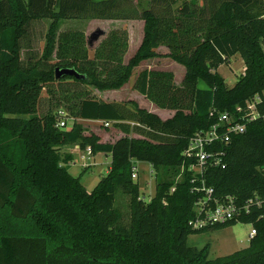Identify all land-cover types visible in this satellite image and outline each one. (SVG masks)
Listing matches in <instances>:
<instances>
[{
	"label": "trees",
	"instance_id": "obj_1",
	"mask_svg": "<svg viewBox=\"0 0 264 264\" xmlns=\"http://www.w3.org/2000/svg\"><path fill=\"white\" fill-rule=\"evenodd\" d=\"M117 1L0 0V264H264V0H208L209 8L206 0L190 1L177 14L142 8L137 16ZM42 18L50 22L41 59L54 53V66H21L23 25ZM79 18L140 19L139 45L124 63L126 31L112 29L89 57L81 32L55 33L60 21ZM159 45L167 51L157 52ZM235 53L243 70L228 87L216 69ZM156 56L183 67L180 84L172 82L170 71L142 69L132 88L157 107L174 110L166 119L134 101L105 102L80 90L67 107L74 116L110 121L124 133L101 143L94 134H84L79 123L60 129L55 113H34L47 83L70 79L97 90L115 89L139 61ZM54 67H71L85 78H54ZM255 96L258 116L245 123L243 132L230 134L225 145H214L225 152L224 167H206L202 177L215 197L230 195L242 203L256 196L260 204L237 220L193 230L187 222L199 194L190 191L187 166L193 159L182 151L189 137L216 122L219 113L232 112ZM130 131L139 137L127 136ZM63 144L109 154L106 174L89 191L60 164L70 159L57 151ZM133 161L148 163L155 176L160 170L167 174L146 201L130 177ZM116 187L128 196L125 225L117 223L113 207ZM236 222L254 228L244 248L210 260L207 245L193 249L186 244L188 234Z\"/></svg>",
	"mask_w": 264,
	"mask_h": 264
},
{
	"label": "rangeland",
	"instance_id": "obj_2",
	"mask_svg": "<svg viewBox=\"0 0 264 264\" xmlns=\"http://www.w3.org/2000/svg\"><path fill=\"white\" fill-rule=\"evenodd\" d=\"M190 1L197 5L202 3V0H174L173 2H169V0H154V3H150L146 0H127L128 5H126L125 1L121 0L117 1V6L123 3V8L132 11L135 16L138 15L142 8H151L155 13L159 14H164L165 10L172 14H177L180 6ZM207 1L208 0H206L205 3L207 8H209V5L211 4ZM214 1L216 2L218 0ZM140 21L142 20L134 18L64 19L58 23L55 33L58 35L64 31L81 32V43L83 47L86 48L87 55L91 57L93 48L99 45L110 30L124 29L127 34V47L121 57L122 61L125 63L128 58L132 56L139 45V37L141 35ZM49 22V19L42 18L30 20L23 25V33L18 39L19 62L21 66L36 64L38 68L44 69L54 66V53H52L46 61L41 59L42 49L44 46V36ZM156 50L159 53L167 51L166 47L162 45H159ZM262 50L264 51V42L262 43ZM142 69L170 71L173 75L172 82L175 85L180 84L184 71L180 64L172 61L170 58L156 56L139 61L132 68L131 74L125 83L115 89L97 90L91 86L75 83L70 79L60 81V83H47L39 92L34 113L41 116L46 112L54 114L56 110L61 109L66 112L67 116L65 118V126L60 129H68L72 122H76L82 126L84 134L91 133L97 137L98 142L111 143L117 137L123 135L121 134L122 131H119V127L113 125L112 122L109 123V126H104L103 124L101 125L96 122L79 119L72 114L73 112H70V110L67 109L69 102L71 98L76 97V92L85 89L86 96L88 97H93L98 100L101 98L114 99L119 101L118 103H127L131 99L130 92L132 90L136 91L132 88L133 81L137 73ZM242 70L243 62L239 55L235 53L228 59L227 62L220 64L216 71L221 77H223L225 84L228 87H231L237 77H239L242 73ZM198 85H202V83L198 82ZM142 100L144 102L148 101L144 96ZM139 101L143 106L146 105L145 103L143 104L141 100ZM130 135H133V133L129 132L127 134V136ZM57 151L61 156H65L67 154L70 156L67 164L61 162L60 164L67 167V172L70 175L79 178L80 184L86 191H89L98 179L104 176L107 172L110 162V157L107 153L98 152L95 154H87L85 148L79 149L77 144L60 145L57 148ZM133 166L136 167L137 175L136 179L132 180L137 184L139 198L146 201L153 195L155 184L159 178H166V171L160 170L159 173L161 176L159 177L158 175L155 176V171L150 165L147 166V163L145 162L133 161ZM181 171L182 168H180L179 172L174 175V181H178ZM113 207L119 214L117 223L120 225L127 224L129 220L128 196L124 194L119 187H116L114 191ZM250 229L251 225L249 223L236 222L235 224L225 228L207 229L200 233L188 234L186 237V244L193 249H200L204 245H207L206 258L212 260L245 247L248 244V232Z\"/></svg>",
	"mask_w": 264,
	"mask_h": 264
},
{
	"label": "built area",
	"instance_id": "obj_3",
	"mask_svg": "<svg viewBox=\"0 0 264 264\" xmlns=\"http://www.w3.org/2000/svg\"><path fill=\"white\" fill-rule=\"evenodd\" d=\"M258 97L255 96L245 101L243 105H237L232 112L224 111L217 115V120L206 129L197 130L189 137L182 155L192 158L193 163L187 166V170L191 171L189 183L190 191L198 193L192 205L193 216L187 222L193 230H198L213 224L223 223L228 220H237L242 214L248 213L250 206H259V199L249 197L242 203H238L235 199L226 195L223 197H215L211 186H207L202 177L206 167H224V150L214 149L217 143L224 145L228 141L230 134L241 133L244 125L258 116L255 110V102ZM66 112L58 109L55 111V126L62 128L65 126ZM110 121H101V124L108 126ZM85 151L89 154L88 147ZM137 170L135 166L131 167V179H136ZM174 186L169 188V192L173 191ZM254 228L248 232V238L254 235Z\"/></svg>",
	"mask_w": 264,
	"mask_h": 264
},
{
	"label": "crops",
	"instance_id": "obj_4",
	"mask_svg": "<svg viewBox=\"0 0 264 264\" xmlns=\"http://www.w3.org/2000/svg\"><path fill=\"white\" fill-rule=\"evenodd\" d=\"M140 23H141V35H140V37H139V41H140V39H141V36H142V21H140ZM157 51V50H156ZM218 68V67H217ZM217 70V69H216ZM126 85V84H125ZM114 91V90H113ZM104 93V92H103ZM131 93V99L130 100H133L134 102H136L137 103V105H138V107L139 108H143V109H145L146 111H148V112H151V113H153V114H155V115H157L160 119H166V118H168V117H170L172 114H173V111L171 110V109H166V108H159V107H157L156 105H154L153 103H151V102H149V101H146V102H144L142 99H143V95H141L140 93H138L137 91H131L130 92ZM138 98V99H137ZM142 98V99H141ZM99 100H101V101H105V102H119V101H116V100H114V99H99ZM139 100H141L142 102H143V104L145 103L146 105H142L141 103H140V101ZM82 120H84V121H92V122H96V123H98V124H101V121L102 120H90V119H82ZM131 124V123H130ZM102 125V124H101ZM109 126V125H108ZM120 132H121V130H119ZM86 132V131H85ZM130 133H133V135H130V136H132V137H139V135L138 134H136L135 132H133V131H130ZM121 134H123L124 135V133H122L121 132ZM136 134V135H135ZM122 135V136H123ZM119 137H121V136H119ZM119 137H117V138H119ZM116 138V139H117ZM115 139V140H116ZM110 143V142H109ZM98 153V152H97ZM95 154V153H94ZM149 164L147 163V166H148ZM246 247V246H245ZM244 248V247H243Z\"/></svg>",
	"mask_w": 264,
	"mask_h": 264
},
{
	"label": "water",
	"instance_id": "obj_5",
	"mask_svg": "<svg viewBox=\"0 0 264 264\" xmlns=\"http://www.w3.org/2000/svg\"><path fill=\"white\" fill-rule=\"evenodd\" d=\"M53 75L54 78H59L62 75H66V76H72L74 78L77 79H81V78H85V76L79 72H77L76 70H74L71 67H54L53 68Z\"/></svg>",
	"mask_w": 264,
	"mask_h": 264
}]
</instances>
